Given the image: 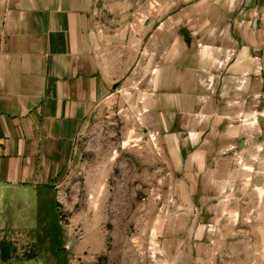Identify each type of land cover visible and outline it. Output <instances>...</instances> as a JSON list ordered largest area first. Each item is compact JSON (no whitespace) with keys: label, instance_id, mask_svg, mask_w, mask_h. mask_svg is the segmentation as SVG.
<instances>
[{"label":"rangeland","instance_id":"374dc122","mask_svg":"<svg viewBox=\"0 0 264 264\" xmlns=\"http://www.w3.org/2000/svg\"><path fill=\"white\" fill-rule=\"evenodd\" d=\"M97 23L128 76L0 264H264V0H100Z\"/></svg>","mask_w":264,"mask_h":264},{"label":"crops","instance_id":"0c3cea01","mask_svg":"<svg viewBox=\"0 0 264 264\" xmlns=\"http://www.w3.org/2000/svg\"><path fill=\"white\" fill-rule=\"evenodd\" d=\"M99 1L0 0V225L22 193L46 196L79 128L128 76Z\"/></svg>","mask_w":264,"mask_h":264}]
</instances>
